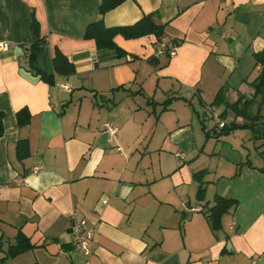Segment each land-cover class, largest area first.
Masks as SVG:
<instances>
[{"label":"crops","instance_id":"crops-1","mask_svg":"<svg viewBox=\"0 0 264 264\" xmlns=\"http://www.w3.org/2000/svg\"><path fill=\"white\" fill-rule=\"evenodd\" d=\"M101 2L0 0V264H264V104L249 112L260 110L256 132L205 128L213 110L228 124L243 118L226 103L254 91L264 0H126L103 16ZM154 12L174 55H156L154 33L116 35L121 53L86 37L94 22L133 25ZM33 17L46 40L34 65ZM57 49L73 73L56 72ZM221 89L226 102L213 103ZM24 108L31 120L20 126ZM106 122L118 127L112 139ZM221 198L234 202L214 229ZM74 210L98 222L89 256L71 245ZM20 233L36 246L11 256Z\"/></svg>","mask_w":264,"mask_h":264},{"label":"trees","instance_id":"trees-1","mask_svg":"<svg viewBox=\"0 0 264 264\" xmlns=\"http://www.w3.org/2000/svg\"><path fill=\"white\" fill-rule=\"evenodd\" d=\"M126 0H102L101 6H100V13L101 15H105L108 11L116 8L120 4H122ZM157 14L150 13L147 15H144L139 21H137L133 25H126V26H115V27H107L103 20L94 22L90 24L86 31V37L94 39L97 43V46L99 48H114L118 51V53H121L123 50L116 44L115 42V36L118 34L123 35L126 38H135V37H141L148 34L154 33L159 40L162 39L165 32V24L158 23L156 21ZM29 38L33 39V41L30 42L29 47L27 48V57L31 64H35L36 56L43 49L44 45L46 44V40L44 38H38V24L35 17L32 18L31 24H30V33ZM174 44H178V42H173ZM256 60L258 63L261 64L262 68L260 71V74L257 76V78L252 82V86L254 88V95L252 98H248L245 95H240L236 102L234 103H226L227 106H229L231 109H233L235 115L242 116L243 118H246L247 121L243 124H239L236 121H232L229 124L225 125L220 130H217V135H227L230 132H232L236 128H243L247 127L253 130V132H256V125H257V119H260L261 114L260 110L258 112V115L255 116V118H252V115L249 113L252 107L258 102L259 109H261L262 105L264 104V50L261 52H258L255 54ZM54 67L56 72L61 74H70L75 71L74 64L69 61L67 56L63 54L59 49L56 50L55 56H54ZM38 73H40L41 78L45 80L46 82L53 83L54 79L52 75H47L45 72L38 69ZM257 96H260L257 98ZM225 94L224 89H221L214 102L216 104H222L225 103ZM168 103V102H167ZM3 113L0 112V137L4 133V124H3ZM223 118V117H222ZM257 118V119H256ZM256 119V120H255ZM17 120L18 124L20 126H25L29 124L31 120V114L27 109H21L17 113ZM260 130L264 129V122L260 123L258 125ZM206 128V126H205ZM208 136L210 135V131H207ZM23 141H21L18 144V151L20 153L22 147H23ZM27 144L25 143V147ZM263 159H264V150L261 152ZM264 170V169H263ZM234 202L231 198H221L218 200V202L210 208V214L208 216L211 226L216 229L220 226L221 223V217L226 212L228 207ZM36 244L32 243L31 240L24 234L20 233L17 237V242L15 245L11 246V249L9 250V254L11 256H15L25 250H28L30 248L35 247Z\"/></svg>","mask_w":264,"mask_h":264},{"label":"built area","instance_id":"built-area-1","mask_svg":"<svg viewBox=\"0 0 264 264\" xmlns=\"http://www.w3.org/2000/svg\"><path fill=\"white\" fill-rule=\"evenodd\" d=\"M177 45L172 42V40L163 36L162 39L157 42L156 55H161L166 52H169L170 55H174L177 51ZM8 49V44L4 43L0 45V50L6 51ZM248 98H252L254 91H249L247 94ZM213 110V109H212ZM227 125V121L222 118L218 113L212 112L207 116L206 128L209 131L216 129H221ZM104 130L109 133L110 139L113 138L118 133V127L112 122H106L104 124ZM43 169V165H36L32 168V172L37 173ZM203 205L190 206L187 207V210L191 213L204 211ZM70 231L72 235L71 245L74 251L83 253L86 256L91 255L92 253V242L95 238L96 233L98 232V222L96 220H88L85 218H78V210H74L70 214ZM63 254H68L67 251H62Z\"/></svg>","mask_w":264,"mask_h":264},{"label":"rangeland","instance_id":"rangeland-1","mask_svg":"<svg viewBox=\"0 0 264 264\" xmlns=\"http://www.w3.org/2000/svg\"><path fill=\"white\" fill-rule=\"evenodd\" d=\"M253 91V90H252ZM248 93V92H247ZM260 96H257V98H259ZM225 108V107H224ZM262 112L261 113H263L264 114V106L262 107V110H261ZM238 122H239V124H243L244 122H245V119L244 118H240L239 120H238ZM233 131H236L237 132V134H239V135H244L243 134V132L245 133V132H252V130L250 129V128H247V127H243V128H236V129H234ZM232 131V132H233ZM236 141H237V139H235ZM231 141H233L232 139H231ZM235 141V142H236ZM234 142V141H233ZM239 144H241V145H243L242 143L243 142H241L240 141V139H239V142H238ZM231 156L233 157V158H235V159H239V157H240V155H239V153L237 152V151H231Z\"/></svg>","mask_w":264,"mask_h":264},{"label":"water","instance_id":"water-1","mask_svg":"<svg viewBox=\"0 0 264 264\" xmlns=\"http://www.w3.org/2000/svg\"><path fill=\"white\" fill-rule=\"evenodd\" d=\"M18 50H19L20 53H21L22 49H21V48H17L16 52H18ZM21 74H22L23 76H25L27 79L31 80V81H35V80H36V78H35L34 76H32L29 72H27V71L24 70V69L21 70Z\"/></svg>","mask_w":264,"mask_h":264}]
</instances>
